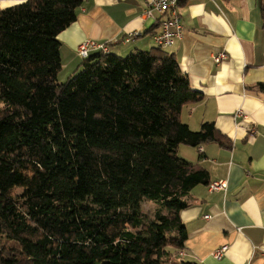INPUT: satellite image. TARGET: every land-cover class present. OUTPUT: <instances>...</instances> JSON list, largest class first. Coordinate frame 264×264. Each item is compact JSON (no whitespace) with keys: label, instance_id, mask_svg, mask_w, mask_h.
Wrapping results in <instances>:
<instances>
[{"label":"trees","instance_id":"16d2710c","mask_svg":"<svg viewBox=\"0 0 264 264\" xmlns=\"http://www.w3.org/2000/svg\"><path fill=\"white\" fill-rule=\"evenodd\" d=\"M83 2L0 7V264L180 257L187 196L212 181L178 148L233 146L212 122L193 130L182 121L202 93L166 48L95 51L60 82L59 35ZM144 201L155 204L152 214Z\"/></svg>","mask_w":264,"mask_h":264},{"label":"crops","instance_id":"0c3cea01","mask_svg":"<svg viewBox=\"0 0 264 264\" xmlns=\"http://www.w3.org/2000/svg\"><path fill=\"white\" fill-rule=\"evenodd\" d=\"M24 0H0L7 7ZM264 0H182L184 34L166 47L177 58L202 98L183 107L182 121L193 130L204 122L233 141L232 148L207 142L181 144L178 154L199 163L211 181L226 180L224 190L196 186L181 211L188 228L180 256L201 264H264ZM145 0H84L77 17L59 38L63 68L69 77L80 69L78 47L88 39L110 42L121 55L158 47L161 27L144 15ZM134 35L129 42L123 41ZM221 50L227 59L217 64ZM239 110L242 111L239 114ZM202 154V156H200ZM226 247L221 258L214 252Z\"/></svg>","mask_w":264,"mask_h":264},{"label":"built area","instance_id":"2783aa9c","mask_svg":"<svg viewBox=\"0 0 264 264\" xmlns=\"http://www.w3.org/2000/svg\"><path fill=\"white\" fill-rule=\"evenodd\" d=\"M146 7L144 15L150 17L160 24L161 29L155 33V41L158 46L166 48L175 44L184 34V27L180 15V3L182 0H145ZM134 35H128L123 39L125 42L131 41ZM110 42H98L88 39L78 47V53L82 57H88L92 52L103 51L109 52ZM228 54L225 50L216 52L213 55L215 63L219 64L227 59ZM242 113L241 110L238 111ZM228 186L226 180L212 181L208 187L211 191L224 190ZM226 247H222L214 252L217 258H221ZM183 255V251L179 253Z\"/></svg>","mask_w":264,"mask_h":264},{"label":"rangeland","instance_id":"374dc122","mask_svg":"<svg viewBox=\"0 0 264 264\" xmlns=\"http://www.w3.org/2000/svg\"><path fill=\"white\" fill-rule=\"evenodd\" d=\"M67 76H68V69L64 68L59 73L58 80L60 82H65L68 78ZM19 191L20 190H17V192H19ZM142 206H143V210L148 214H152L154 209H155V204H153L152 202H149V201H144ZM181 259H183V258L179 257L177 255H174L173 257H171L170 261L166 264H178L181 261Z\"/></svg>","mask_w":264,"mask_h":264}]
</instances>
